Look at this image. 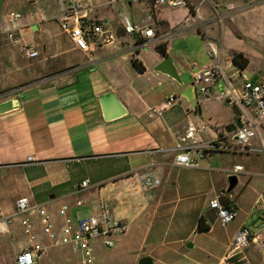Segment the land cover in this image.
<instances>
[{
  "label": "crops",
  "instance_id": "obj_1",
  "mask_svg": "<svg viewBox=\"0 0 264 264\" xmlns=\"http://www.w3.org/2000/svg\"><path fill=\"white\" fill-rule=\"evenodd\" d=\"M54 1L0 0V103L18 99L20 104L17 109L0 114V218H12L11 233L0 235V264H7L9 244L18 250L13 252L14 258L33 245L23 232L21 217L16 216V201L22 197L47 208L59 236L63 224L59 210L64 204L70 207L72 218L80 219L99 214L101 203L109 202L114 216L128 225L127 233L119 237H127L137 255L144 248L154 252V264H223L233 248L235 234L248 227L261 234V241L246 248L247 264H264V174L253 167L232 173L235 166L242 165L237 163L222 171L228 179L245 175L233 189L237 188L233 201L221 194L225 190L210 197L216 155L250 154L255 146L261 152L260 139L253 138L244 151L221 149L200 160L195 156V168L176 166V145L186 138L191 127L198 132L186 143H211L235 127L239 110L228 105L215 89L211 98L197 95L202 108L199 114L178 96L189 86L183 87L156 71L166 58L156 46L166 44L167 55L177 56L174 47L176 41L184 42V31L201 35L206 45L208 38L220 40L223 21L233 24L229 18L239 13L234 18L245 17L263 32L264 0L254 6L248 5L253 0H187L186 6L178 8L160 5L157 0H83L86 19L104 26V34L97 36L90 52L78 49L62 29L65 22L72 27L75 18L67 17L63 8L53 9ZM14 2H27L35 9L29 17L22 15L11 21L13 12L5 14H9ZM122 4L128 5V14L124 11L119 17L109 15L110 6ZM231 5L236 7L234 11H230ZM213 7L224 16L221 25L212 21ZM125 16L140 29L149 26L153 18L158 33L167 37L153 42L143 32L127 34ZM214 24H219L220 35L213 33ZM35 26L37 30L33 29ZM16 28H21L16 36L21 38V44L9 39V33ZM238 31L241 33H235L236 38L244 39L242 28ZM236 38L235 46L226 52V65L231 66L233 57L241 53L249 62L245 69L251 75H243L236 67L226 70L223 60L222 66L240 93L244 79H264V43L259 41L255 47ZM141 40L146 43L139 44ZM145 44H154L157 55L153 63L143 57ZM23 46L37 49L39 56L27 57ZM223 52L221 49V56ZM172 57L182 75L180 59ZM132 59L142 64V71ZM190 65L194 73L202 69L196 61ZM109 92L125 105L127 116L105 120L101 98ZM173 95L180 98L177 105L162 114L154 111ZM202 126L208 128L201 132ZM260 135L264 139V127ZM147 170L161 181L150 197L134 176ZM87 180V190L78 192ZM200 196L206 197L204 204L199 202ZM217 198L224 205L235 203L238 210L237 218L227 226L220 223L217 211L210 207V201ZM71 203H76L75 207ZM31 216L36 242L46 247L42 264L53 249H73L51 244L35 211ZM201 218L209 230L198 231ZM17 229L24 237L18 246L14 235ZM190 243L194 246L191 249ZM232 263L238 264L235 258Z\"/></svg>",
  "mask_w": 264,
  "mask_h": 264
},
{
  "label": "built area",
  "instance_id": "obj_2",
  "mask_svg": "<svg viewBox=\"0 0 264 264\" xmlns=\"http://www.w3.org/2000/svg\"><path fill=\"white\" fill-rule=\"evenodd\" d=\"M67 17L75 18V24L70 27L68 22L62 24V29L67 32L75 46L84 51L90 52L94 47V41L99 35L104 34V26L100 23H92L87 18L86 9L82 3L83 0H59ZM123 0H108L110 3ZM160 5H168L172 8H178L187 5V0H157ZM258 0H253L249 6L258 5ZM212 21L218 22L220 25L223 15L218 9L213 7ZM230 11H234L236 7L230 6ZM11 21L22 18L21 13H12ZM153 19V18H152ZM151 19V24L140 29L129 17L123 19L124 29L127 34L142 33L145 38L153 42H160L165 35H161L157 31L158 24ZM21 28L13 29L9 33V39L15 44H21V38L16 37L20 33ZM167 37V35L165 36ZM222 40L208 38L206 40V54L210 59L208 67L197 70L194 73V82L199 89L197 95L201 94L207 98L213 96V90L217 89L219 97L226 98L228 105L238 108L239 112L236 118V125L232 130H227L220 134L217 139L208 144L186 143L187 139H194L198 132L197 128L191 127L186 138L176 145L177 154L175 156V165L179 167L195 168L198 166V160L205 158L219 150L244 151L247 149L249 142L258 137L261 143V152L264 154V139L260 135V129L264 127V79L261 81L243 80L240 86V93L234 87L231 78L222 66ZM24 53L27 57L34 59L39 56V51L31 46H23ZM233 64V62H232ZM180 102V98L171 96L158 109H154L158 114H162L165 110L173 108ZM208 127L202 126L201 132ZM197 156V159L194 157ZM33 158H29L32 161ZM245 166L237 165L232 173H241L245 171ZM139 181L141 187L147 197L152 196L153 191L161 184L151 170L136 172L134 175ZM90 181L83 182L78 192L87 190ZM233 201V197L226 192H221ZM210 207L217 211L220 223L223 226L231 224L238 216V210L235 203L224 205L220 200L214 199L210 201ZM70 207L64 204L59 215L63 219L60 229V236L56 231V224L52 214L44 205H36L27 197H22L16 201V216L21 217V227L24 234L29 238L33 245L24 249L16 255V264H42L43 256L46 254V247L36 242L37 235L35 233V225L31 213L35 211L38 215L43 233L47 236L51 244L55 246L66 245L71 246L74 251L80 252L86 264H97V257L91 239L105 237L107 240L125 235L128 231V225L118 220L114 214L112 206L109 202L103 201L100 206V212L97 215H91L85 218L74 219L69 215ZM12 218H0V235L11 233L10 224ZM261 241V234L254 232L251 228L245 227L240 229L234 236L233 248L229 255L225 258L223 264H233L235 258L238 264H247L245 250L254 241Z\"/></svg>",
  "mask_w": 264,
  "mask_h": 264
},
{
  "label": "rangeland",
  "instance_id": "obj_3",
  "mask_svg": "<svg viewBox=\"0 0 264 264\" xmlns=\"http://www.w3.org/2000/svg\"><path fill=\"white\" fill-rule=\"evenodd\" d=\"M28 1V0H24ZM108 8V7H107ZM243 8V7H242ZM33 9H35V5H30L29 3L25 2L23 5L19 2H14L10 9H8L10 15L11 12L17 13L20 12L25 18L29 17L33 13ZM53 9L55 10H62V6L60 4L59 0L54 1L53 3ZM110 13L109 15H113L114 17H119L121 12H127L129 13V8L127 4H122L121 6L113 5L110 6ZM239 13L233 14L229 19L230 22L233 24H227L226 21H223V29L222 33L223 35L219 38L222 40V49L224 50L222 55L223 64L226 65V52H229L230 49H232L231 45L235 46L233 40L236 38V35H240L239 27L242 28L243 34H245V38L243 39L242 36H238L236 38L237 40H242L245 43H252L257 46V43L260 41L264 43V31L260 33V29L258 28V25L255 23H249L248 20L245 17H235ZM232 25V26H231ZM213 33H216L217 35H220V26L219 24H214L212 26ZM236 30L235 32H233ZM240 32V33H239ZM181 35H186L183 37L184 42L182 41H176V46L174 47V51H176L177 56L172 54L168 55L169 57L175 56L178 57L180 60V68L182 72V78L186 85L191 86L194 84V70L192 69V66L190 63L193 61L198 62L199 66L201 68L208 67L210 64V59L208 58L206 54V45L201 35L199 34H192L191 32H183ZM233 36V37H232ZM252 39V40H249ZM254 39V40H253ZM253 41H257L254 43ZM258 47V46H257ZM154 44H145L143 51L146 53L143 55L145 61L148 63V61L153 63L154 58L157 54H155ZM173 58V57H172ZM177 58V59H178ZM234 65L231 66L226 65V70L232 69ZM263 67V66H262ZM241 73L243 75L249 76L250 70L249 69H243L241 70ZM199 87H197V90ZM183 90V89H182ZM178 96L181 98V92L178 93ZM254 152L250 154H243V153H228L223 152L218 155H216V160L213 162L212 166V173L214 174V185L211 190V196L212 198L217 197V195L220 194L222 190H225L226 193H228L229 189V179L226 178L225 173L222 171L234 167L235 164L240 163L245 166L246 169H249L250 167H253L254 170L258 171L259 173L262 172L264 174V154L259 151V148L255 146ZM241 181L245 175H236ZM211 189V188H210ZM237 189V188H236ZM235 190L232 192H229L228 195H231L232 197L235 195ZM223 200V199H222ZM206 201L205 196L199 197V202L201 204H204ZM76 203H71L72 207H75ZM16 236V244L17 246L21 244L22 240L24 239L22 232L20 229H17L14 233ZM115 243L116 247L114 249H107L105 242L107 241V238L105 237H99V238H93L91 239V244L93 245L95 255L97 257V264H138L139 259L142 257L140 255L150 256L154 258V252L149 251L148 248H144L141 250V253L137 255V253L132 252V247L128 244L127 237H116L112 239ZM12 244V243H11ZM9 244V254L8 259L6 261L7 264H15L16 258H14L13 252L16 249V247H12V245ZM58 249H53L52 253L50 254L48 260L45 261V264H86L82 255L79 254V252L67 249V251H62ZM18 251V250H17ZM132 252V253H130ZM70 259V261H68Z\"/></svg>",
  "mask_w": 264,
  "mask_h": 264
},
{
  "label": "water",
  "instance_id": "obj_4",
  "mask_svg": "<svg viewBox=\"0 0 264 264\" xmlns=\"http://www.w3.org/2000/svg\"><path fill=\"white\" fill-rule=\"evenodd\" d=\"M37 30L38 28L35 26L33 28ZM156 71L168 75L173 80H175L181 86H185V82L182 78V75L174 63V60L171 57H166L164 61L156 68ZM182 98L187 100L190 103V107L194 111H198L199 114L202 113V108L199 105L198 97H197V89L195 83L189 86L181 95ZM102 110L104 114V118L106 121L118 119L127 116L128 110L125 105L121 102V100L112 92H109L102 96L101 98ZM19 100L18 99H10L8 101L0 103V114L7 113L9 111L15 110L19 108ZM230 187L228 192H231L238 183V178L236 176H231L229 179ZM106 246L109 248H114L115 244L113 241H107ZM193 244H189L188 248H193ZM138 264H154V259L150 256L142 257Z\"/></svg>",
  "mask_w": 264,
  "mask_h": 264
},
{
  "label": "trees",
  "instance_id": "obj_5",
  "mask_svg": "<svg viewBox=\"0 0 264 264\" xmlns=\"http://www.w3.org/2000/svg\"><path fill=\"white\" fill-rule=\"evenodd\" d=\"M146 43V41L141 40L139 44H144ZM156 49L164 56L167 57V47L166 44H159L156 46ZM132 62L134 64V66L139 70L142 71L143 67L142 64L138 62L137 59H132ZM233 65L234 67H236L237 69H239L240 71L245 69L248 65V60L243 56V54L241 53H237L234 57H233ZM231 127L229 126V129ZM215 153V152H214ZM210 227L209 225L204 224L203 219L201 218L199 221V225H198V231L203 232V231H207L209 230Z\"/></svg>",
  "mask_w": 264,
  "mask_h": 264
}]
</instances>
